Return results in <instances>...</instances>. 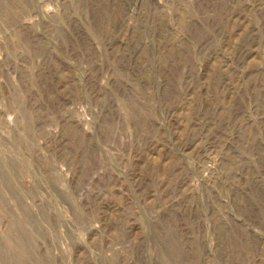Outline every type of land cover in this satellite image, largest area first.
<instances>
[{"label":"rangeland","instance_id":"1","mask_svg":"<svg viewBox=\"0 0 264 264\" xmlns=\"http://www.w3.org/2000/svg\"><path fill=\"white\" fill-rule=\"evenodd\" d=\"M0 264H264V0H0Z\"/></svg>","mask_w":264,"mask_h":264}]
</instances>
